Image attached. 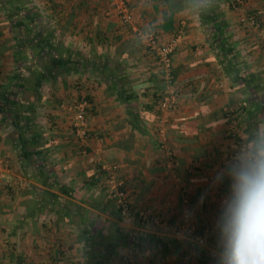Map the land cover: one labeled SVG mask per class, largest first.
<instances>
[{
    "label": "crops",
    "instance_id": "1",
    "mask_svg": "<svg viewBox=\"0 0 264 264\" xmlns=\"http://www.w3.org/2000/svg\"><path fill=\"white\" fill-rule=\"evenodd\" d=\"M127 1L139 28L163 40L182 34L173 55L177 103L165 113L154 98V58L102 0H0V264H91L79 231L89 223L105 235L173 242L166 251L123 247L133 264H167L169 256L171 264H216L233 144L264 136V34L239 21L252 12L264 25V0L236 8L219 0L213 24L194 0ZM50 45L61 64L51 65ZM83 97L91 105L82 154L69 103ZM30 114L35 127L23 126ZM113 164L150 223L121 226L95 181ZM185 214L188 234L178 236ZM114 248L105 256L99 248L100 264L120 263Z\"/></svg>",
    "mask_w": 264,
    "mask_h": 264
},
{
    "label": "built area",
    "instance_id": "2",
    "mask_svg": "<svg viewBox=\"0 0 264 264\" xmlns=\"http://www.w3.org/2000/svg\"><path fill=\"white\" fill-rule=\"evenodd\" d=\"M241 3L242 0H234L231 6L236 8L239 7L238 5ZM105 11L107 16L114 15L118 17L123 24L127 25L143 48L154 58L156 74L165 84L164 89L159 92L157 107L161 113L173 109L177 103L178 97L177 89L173 84V55L181 42V32L178 31L171 35L169 39L163 40L155 31L148 28H139L134 20L127 0H110ZM239 21L244 27L254 29L264 34V26L261 25L254 15L243 14L240 16ZM87 107L88 102L85 100L76 102L69 107L73 115V133L84 152L90 139L89 126L86 120ZM160 123L163 126L159 130V133L163 136L165 133L164 118L160 119ZM238 144V151L242 152V156L247 154L249 150L246 149L245 145L241 142ZM239 152L235 153V158L240 156ZM3 166V161L0 160V169H2ZM103 169L107 173L106 185L109 196L114 203V208L119 212L120 217L124 219H134L136 211L133 210L126 183L118 175V165H106ZM148 215V211L139 210L138 215H136L137 221L141 224H147L149 222ZM183 217L184 225L180 226V232L188 228V216L185 214ZM195 240L200 245H205L207 243L201 236L195 237Z\"/></svg>",
    "mask_w": 264,
    "mask_h": 264
},
{
    "label": "clouds",
    "instance_id": "3",
    "mask_svg": "<svg viewBox=\"0 0 264 264\" xmlns=\"http://www.w3.org/2000/svg\"><path fill=\"white\" fill-rule=\"evenodd\" d=\"M252 143L229 172L230 194L218 219L221 251L216 264H264V136Z\"/></svg>",
    "mask_w": 264,
    "mask_h": 264
},
{
    "label": "trees",
    "instance_id": "4",
    "mask_svg": "<svg viewBox=\"0 0 264 264\" xmlns=\"http://www.w3.org/2000/svg\"><path fill=\"white\" fill-rule=\"evenodd\" d=\"M102 1L104 2L105 7L107 8V5H108L110 0H102ZM194 1H195V7L199 10V12L203 16V20L206 21L207 23L208 22H212V24H213V19H215L217 17V14L219 13V11L217 9V5H218V1L219 0H194ZM233 1L234 0L230 1V6L232 5L231 3ZM241 5H242V3L240 5H238V6L240 7ZM9 6H10V4H9ZM11 6H12V2H11ZM15 7H13L14 11H15ZM245 14L254 15L256 17V19L261 23V25L264 26L263 22L258 19L256 14H254L252 12H246ZM216 26H218V23H216ZM216 26H214L215 27L214 30L216 29ZM46 47L48 49V45ZM49 49L50 50H52V49L54 50L55 49V51H53L54 53L53 54L51 53V55H52V57H51V65L52 66H55L56 64H59V63L61 64L66 59L63 56V54H59L58 45H55V46L54 45H50ZM100 71L101 70H99V72ZM172 75H173V70H172ZM158 78H159L158 81L160 82V89L156 93V97H155V94H154V98H155V102L156 103L158 102V99H159V92H161L164 89V86H165L164 81L160 77H158ZM173 84H174V75H173ZM84 100L88 102V107L86 108V111H87L89 109L90 105H91L90 104L91 101L89 99H87L86 97H83L81 99L78 98L76 102H81V101H84ZM25 119H26V121L23 122V126H25V127H30V126L35 127L36 126L35 121H34L35 119L32 117L31 114L27 115ZM238 119L239 118H236V120H238ZM238 138H236V141L240 142V140ZM101 172H102L101 174H103V175H101L100 179L99 178H95V181H96V183L99 182L98 184L101 185L103 189H106L108 191V188H107V185H106V175H107V173H106V171L104 169H102ZM107 195L110 198L109 193H107ZM138 211L139 210H137L135 212L134 219H136V221H137V216L136 215H138ZM116 213H117V215H119V212L117 210H116ZM148 219L150 221V219H151L150 214L148 215ZM183 222H184V220H183ZM91 225H92V223H89L87 225H81L79 227V231H80L82 237L84 238V242H85V247L84 248L89 250L91 253H93V255H92V259L93 260H92L91 264H100V261L98 260V255H101L102 254L101 252L104 253L103 254L104 256L107 255V254L111 255L112 249L115 247V245L117 246V244H118V247H120V248L128 247L129 245H131L134 248L141 250L142 248H144V246H146L149 243V244H152V246L154 248H156L157 250H159V251L160 250L161 251H166V249H168V246L170 248V245L172 246V244H173V242H171V241L170 242H165V241H162L159 238H155V236H152V235L147 237V235L138 236V235L135 234L134 236H132L130 233H126V232H123V231L120 232L119 236L116 235V233L115 234H110V235H105L100 230L99 231H93L92 228H91ZM181 225H183V224H181ZM180 226L178 227V229L180 228ZM195 235L196 236H201V237H203L206 240V238L202 235L201 232H197ZM112 236H114V239L119 238L120 242L119 243L118 242H113L114 240H111ZM206 242L208 243L207 240H206ZM99 248L102 249L101 252H99ZM114 250H115V248H114ZM114 250H113L112 254L115 252ZM96 251H98L99 253L95 254ZM130 259L131 258H129L127 256L121 257V258H119V262H120L119 264H133L132 259L131 260Z\"/></svg>",
    "mask_w": 264,
    "mask_h": 264
},
{
    "label": "rangeland",
    "instance_id": "5",
    "mask_svg": "<svg viewBox=\"0 0 264 264\" xmlns=\"http://www.w3.org/2000/svg\"><path fill=\"white\" fill-rule=\"evenodd\" d=\"M75 102H76V101H75ZM75 102L72 101L71 103H69V107L72 106L73 104H75ZM69 110H70V109H69ZM245 137H246V136H244V135H240L238 139L240 140L241 143H243V144L245 145V147H246L247 150H250L253 146L250 148V147H249V144L252 145V142H253L252 139H253V138L250 137V141L248 142V140H247V141L245 140V139H247V138H245ZM74 139H75V138H74ZM238 143H239V142L235 141V143L233 144V145H234V148H233L234 150H233V152H232V154H231V157H230V158H231L234 162H236V163H237V159L240 158V157H242V152H239V151H238V149H239V148H238V145H239ZM81 152H82V154H83V153H86V149H85V152L83 151V149L81 150ZM236 152H239V153H240V156H239L238 158H235V153H236ZM118 168H119V169H118V175H119V177H121V179H123V180L125 181V179H124L122 176H120V174H119V173H120V167H119V166H118ZM125 183H126V182H125ZM178 184H179V187L182 185V186L180 187V189H179L180 191H181L182 189H186L185 186L183 185V183H182L181 181H179ZM126 186H127V188H128V191H129V197H130V199H131V201H132V207H133V210H134V211H137V210L148 211L147 208L138 209L137 205H135L134 202H133L132 193L130 192V187L127 185V183H126ZM183 194H184V196H185V195H188V192H187V193H186V192H183ZM185 198H187V197L185 196ZM148 213H149V211H148ZM119 218H120V221H121V222H120V223H121V226H122V224H126V223H129V222L131 221L130 219H124V218H122V217H120V216H119ZM183 218H184V217H183ZM126 220H130V221L127 222ZM132 221L135 222L136 219H134V220L132 219ZM132 221H131V222H132ZM138 223L141 224L140 222H138ZM148 223H150V221H149ZM188 224H189V223H188ZM177 229H178V227H175V228L173 229V233L176 234V235H178V236H179V235H183L185 232H186V234H188L187 229H186V230H182L181 232H180V228H179V230H177ZM127 232L129 233L128 230H127ZM201 246H202V245H201ZM120 250H121V254H120L119 258L125 256V253H124L125 250L122 249V248H120ZM140 257H142V256H140ZM140 257H139V258H140ZM171 257H172V256H169V260L167 259L168 261L166 260L165 263H167V264H171V263H172V260H171L172 258H171ZM140 260H141V258H140ZM140 260H139V262H140ZM117 261H118V260H117ZM181 264H182V263H181Z\"/></svg>",
    "mask_w": 264,
    "mask_h": 264
}]
</instances>
